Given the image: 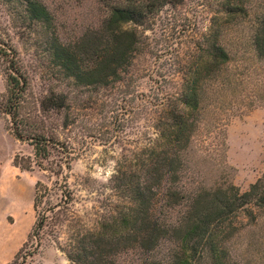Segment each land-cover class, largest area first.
<instances>
[{
    "label": "rangeland",
    "instance_id": "1",
    "mask_svg": "<svg viewBox=\"0 0 264 264\" xmlns=\"http://www.w3.org/2000/svg\"><path fill=\"white\" fill-rule=\"evenodd\" d=\"M40 1L52 16L50 26L26 20L17 0H0V37L15 50L28 78L29 107L50 90L66 95L67 109L53 114L48 123L56 125L59 140L73 151L69 167L63 166L72 196L65 208L55 206L47 213L40 247L27 264H70L67 253L74 245L86 247L90 254L116 249L110 258L120 264L165 261L175 243L161 241L152 252L140 246L145 224L122 223L133 206L124 186L129 180L113 177L117 170L138 175L142 153L155 145L170 121L183 78L197 68L202 69L201 122L185 156L180 190L234 185L243 192L262 174L264 57L256 52L252 38L264 0H242L247 15L224 28L219 43L230 61L219 72H209L203 62L209 19L220 9V0H165L135 27L138 50L131 65L119 81L104 87L75 86L63 79L50 49L54 37L77 43L100 24L104 7L97 0ZM5 67L0 55V264H11L35 221V182L52 186L55 177L35 165L26 170L13 163L15 155L31 156L32 147L12 135L8 117L1 112ZM51 200L58 202L59 191H52ZM184 210L183 204L166 207L156 196L150 224L167 226ZM253 210L252 222L243 215L232 219L236 228L224 247L228 259L237 264H264V214ZM99 231L103 234L96 237ZM111 236L119 239L107 245Z\"/></svg>",
    "mask_w": 264,
    "mask_h": 264
},
{
    "label": "trees",
    "instance_id": "2",
    "mask_svg": "<svg viewBox=\"0 0 264 264\" xmlns=\"http://www.w3.org/2000/svg\"><path fill=\"white\" fill-rule=\"evenodd\" d=\"M97 1L104 7L105 13L95 29L84 33L74 45L61 43L56 37L50 44L59 74L63 79L72 80L75 86L104 87L119 81L138 50L135 27L143 25L150 15L165 4V0ZM17 2L23 5L26 20L51 25L52 16L40 0ZM218 5L220 9L209 19L206 39L207 57L203 64L209 72H219L230 61L226 49L219 43L224 28L247 15L242 0H220ZM255 28L252 38L254 48L260 57H264V13L258 17ZM0 55L6 64L1 112L8 117V129L12 135L32 147L31 156L15 155L13 163L26 170L35 165L55 177L52 186L41 180L34 185L35 221L11 263L27 264L40 247L41 232L49 218L47 213H53L55 206L59 210L65 208L64 204L72 196L63 176V166L69 167L73 151L59 140L56 125L48 123L53 114L66 110L68 104L65 94L50 90L40 99H35L34 105L29 107L28 78L15 50L6 45L1 37ZM201 71L197 68L183 78L170 121L164 124L155 145L142 153L138 175H126V172L117 170L113 177L120 179V182L129 180L124 186L131 193L133 206L129 213L123 215L122 223L145 224L138 238L140 246L146 252H152L161 241L175 243L165 261L150 260L143 264H237L228 259L224 247L236 228L232 219L243 215L252 222L256 219L254 208L264 214V169L243 192L234 185L194 192L180 190L187 167L185 156L201 122L202 99L198 88ZM52 191H59L58 202L51 200ZM156 196L157 202L164 200L166 207L183 204L184 213L167 226L150 224ZM102 234L103 231H99L95 236ZM118 239L111 236L106 243L112 245ZM88 252L86 247L74 245L67 253L70 264H120L110 258L116 254V249L110 248L106 253Z\"/></svg>",
    "mask_w": 264,
    "mask_h": 264
}]
</instances>
